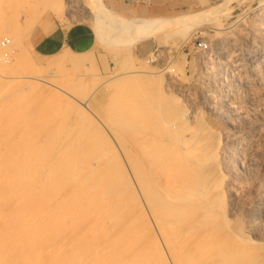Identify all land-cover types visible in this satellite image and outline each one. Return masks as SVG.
Wrapping results in <instances>:
<instances>
[{"label":"rangeland","instance_id":"1","mask_svg":"<svg viewBox=\"0 0 264 264\" xmlns=\"http://www.w3.org/2000/svg\"><path fill=\"white\" fill-rule=\"evenodd\" d=\"M99 1L129 20H151L144 37L137 28L117 38L122 27L114 31L108 18L100 25L92 0H0V42L11 39L2 48L14 51L0 59V161L17 162L22 188L12 197L14 180L0 187V264H264V70L246 83L236 65L264 46L261 0ZM141 4L157 8L136 10ZM80 24L95 31L90 51L35 50L34 32ZM182 125L185 134L200 130L207 153L221 140L193 172L169 156ZM228 138L232 150L254 140L252 166L249 155L237 165L235 150L226 153ZM190 181L203 194L181 201ZM196 202L211 204L214 216L172 212ZM212 226L226 239L223 253L196 238Z\"/></svg>","mask_w":264,"mask_h":264},{"label":"bare ground","instance_id":"2","mask_svg":"<svg viewBox=\"0 0 264 264\" xmlns=\"http://www.w3.org/2000/svg\"><path fill=\"white\" fill-rule=\"evenodd\" d=\"M232 0H226V4H228L229 5V3L231 2ZM92 2H93V7L96 9V10H102V12L104 13L103 15H98V18H99V24L101 25V22H104L105 21V19H109V21H112V23H114L113 25H111V29H113L114 31H117V32H119V30L121 29V28H119V27H122V33H115V34H117L116 36H117V38L118 37H123V36H127L128 34H130L131 33V31H133L134 29H137V28H141L139 31H140V34H141V38H143L144 36H143V34L145 33V32H147V30L149 29V22L151 21V20H149V19H145V18H140V19H134V18H132V20H129L128 18H126L125 16H123V15H121V14H119L118 12H116V11H114V10H112V9H109V8H107V7H104V5L99 1V0H92ZM219 6V5H218ZM74 7H75V4H74ZM76 8V7H75ZM225 9L226 10H228V6L226 5H224V6H221V7H217V8H214V9H211V10H208L207 12H205L208 16L209 15H214V14H219V13H222V12H224L225 11ZM224 10V11H223ZM256 11H258L259 10V16H258V18H257V21H258V24L261 26V28H264V0H261L260 1V4H259V6L255 9ZM99 14H101V13H99ZM204 14V12L203 13H201V15H203ZM216 15V16H217ZM244 16H242V18H243ZM138 18V17H137ZM164 18H166V17H163V18H160V17H158V18H155V22H158V21H160V19H161V21L163 22V23H166V25L168 24V21H169V19H165L164 20ZM152 19V18H151ZM252 19H253V17H252ZM158 20V21H157ZM164 20V21H163ZM172 20V19H171ZM244 20V19H243ZM197 21H199V20H197ZM152 22H153V20H152ZM158 23H160V22H158ZM157 23V24H158ZM192 23V22H191ZM232 24V23H231ZM246 24H247V22H246ZM171 27H173V26H171ZM230 27V26H229ZM102 28V27H101ZM100 28V30L102 31V33H104L105 31L103 30V29H101ZM225 29V27H222L221 29ZM168 29H170V28H168ZM167 29V30H168ZM219 29V28H218ZM246 29V28H245ZM215 31V30H214ZM113 33V34H114ZM151 33V32H150ZM154 32H152V34H153ZM240 33V32H239ZM112 34V35H113ZM139 34V33H138ZM154 34H156V33H154ZM227 34V33H226ZM15 36V35H14ZM152 36H154V35H152ZM226 36V35H225ZM230 36H231V34H230ZM133 37H134V34H133ZM140 37H139V39H140ZM146 37V36H145ZM233 37V36H232ZM235 37V36H234ZM136 38H137V36H136ZM136 38H133L134 40L136 39ZM255 38H257V37H255ZM139 39L137 40V41H139ZM220 39V38H219ZM244 39V38H243ZM4 40H5V38H4ZM263 40V39H262ZM244 41V40H243ZM13 41H11V39H9V43H7V45L6 46H3V39L1 40V42H0V47L2 48H9L10 46H11V43H12ZM214 42V41H213ZM254 44V43H253ZM13 45V44H12ZM230 45H232V44H230ZM250 45V44H249ZM223 47V45H219L218 46V48H222ZM0 48V49H1ZM2 48V50H1V52H0V59L3 61H7V60H9L10 59V56H11V54L14 52L12 49H9V50H11V52L9 53H7L4 49ZM11 48V47H10ZM229 48H230V46H229ZM19 49H21V48H19ZM234 49V48H233ZM236 49V48H235ZM237 49H238V47H237ZM222 51H224V50H222ZM238 51V50H237ZM233 52V51H232ZM16 53H18V52H16ZM226 54V53H225ZM232 54V53H231ZM17 56V55H16ZM232 56V55H231ZM221 57H223V55L221 56ZM228 57V56H227ZM224 58V57H223ZM221 59V58H220ZM237 61V62H236ZM236 65H239V66H242L243 68H242V74L244 73V72H246V75L245 76H247V78H245V81H246V83H247V80H249V78H251V77H249V76H252V75H254L255 77H256V79L258 80H262L263 78V76H262V72H263V70H264V46H258V44L257 45H253L250 49H248V51L245 53V54H239V56L237 57V59H236ZM232 62V61H231ZM233 62H234V60H233ZM217 63V62H216ZM225 63V62H224ZM218 64H219V62H218ZM232 64V63H231ZM226 65V64H225ZM246 65V66H245ZM3 66H4V64H3ZM238 67V66H237ZM5 68V67H4ZM229 71V70H228ZM249 73V74H248ZM227 74V73H226ZM232 74V73H231ZM241 74V75H242ZM229 75V74H228ZM212 76V75H211ZM227 76V75H226ZM236 76H237V74H236ZM208 77V76H207ZM221 77V76H220ZM32 78V77H31ZM210 78V77H209ZM208 78V79H209ZM228 78V77H227ZM232 78H233V76H232ZM236 78V77H235ZM238 78H241V77H238ZM39 79V78H38ZM234 79V78H233ZM217 80V79H216ZM226 80V79H225ZM229 80V79H228ZM232 80V79H231ZM237 81H238V79H236ZM210 81V80H209ZM222 81V80H221ZM233 82V81H232ZM244 83V82H243ZM257 83V82H256ZM223 84V83H222ZM244 85V84H243ZM259 85V84H258ZM216 86V85H215ZM227 86V85H226ZM256 86V85H255ZM228 87V86H227ZM261 87H263V86H261ZM219 88V87H218ZM222 88V87H221ZM229 88V87H228ZM242 88V87H241ZM252 88V87H251ZM258 88V87H257ZM224 89V88H223ZM226 89V88H225ZM230 89H232V88H229V90ZM236 89V88H235ZM247 89V88H246ZM258 89H260V88H258ZM211 90V89H210ZM216 90V89H215ZM214 90V91H215ZM222 90V89H221ZM264 90V89H263ZM209 91V90H208ZM241 91V90H240ZM248 91V90H247ZM261 91V90H260ZM259 91V92H260ZM217 92V91H216ZM231 92V91H230ZM229 92V93H230ZM254 92V91H253ZM228 93V92H227ZM245 93V92H244ZM216 94V93H215ZM219 95H220V93H218ZM207 94H205V96H206ZM244 95V94H243ZM210 96V93H209V95H208V97ZM224 96V95H223ZM222 96V97H223ZM240 96V95H239ZM24 97V96H23ZM216 97H218V95L216 96ZM254 97V96H253ZM256 97V96H255ZM203 98V97H202ZM205 98H207V97H205ZM210 99H212L211 97H210ZM239 99V98H238ZM243 99V98H242ZM255 99V98H254ZM209 100V99H208ZM218 100H219V98H218ZM220 100H221V98H220ZM219 100V101H220ZM225 100V99H224ZM226 100H228V99H226ZM250 100H252V99H250ZM205 101V100H204ZM214 99H213V103H214ZM217 101V100H216ZM234 101H235V99H234ZM86 102V101H85ZM208 102V101H207ZM218 102V101H217ZM217 102H216V104H217ZM226 102V101H225ZM237 102H239V101H237ZM236 102V103H237ZM251 102V101H250ZM234 103V102H233ZM240 103V102H239ZM83 104V103H82ZM86 104V103H85ZM209 104V103H208ZM210 104H211V102H210ZM215 104V103H214ZM221 104H223V102L222 103H220V105ZM243 104V103H242ZM241 104V105H242ZM218 105H219V103H218ZM230 105V104H229ZM86 106V105H85ZM212 106H214V105H212ZM224 106H227V105H225V103H224ZM223 106V107H224ZM235 107V106H234ZM213 108V107H212ZM220 108V107H219ZM7 109V108H6ZM222 109V108H221ZM226 109V108H225ZM231 109V108H230ZM8 110V109H7ZM217 110V109H216ZM215 111V110H214ZM218 111V110H217ZM223 111H224V108H223ZM222 111V112H223ZM219 112V111H218ZM217 112V113H218ZM186 113V112H185ZM184 113V114H185ZM92 115H94V114H92ZM222 115V114H221ZM182 116V115H181ZM248 118V117H247ZM246 118V119H247ZM100 119V118H99ZM195 120H197V119H195ZM98 121V120H97ZM195 122V121H194ZM247 123V122H246ZM167 128V127H166ZM247 128V127H246ZM186 128L185 127H183V125L181 126V127H177L176 128V131H175V134H174V144H171L169 147H170V153H169V156L171 157L170 159H171V161L172 160H174V161H176V163H178V166L180 167V168H184V169H186L187 170V172L188 171H195V168L196 167H194V165H199V164H202V163H204L206 160H208V158L210 157V154H211V151H212V149L213 150H216L217 148H219L220 147V145H221V140H220V138L215 142V144H213L212 145V147H211V150H210V153H207L208 152V150H207V148H208V145H206V143H205V141L203 140V138H202V136H201V133H200V130L199 129H197L196 127L195 128H188V132H189V134H185L184 132V130H185ZM234 130V129H233ZM56 131H57V129H56ZM187 131V130H186ZM62 132V131H61ZM140 132H141V130H140ZM142 132H144V131H142ZM256 132V131H255ZM221 133H222V131H221ZM223 133H225V132H223ZM167 134H169V133H167ZM231 134V133H230ZM245 135H243V137L242 138H246V136H249V131H248V133L246 132V133H244ZM170 135V134H169ZM225 135V134H224ZM116 136V135H115ZM171 136V135H170ZM231 136V135H230ZM242 136V135H241ZM227 137V136H226ZM117 138V137H116ZM158 138V137H157ZM223 138H225V136L223 137ZM229 138H233V137H229ZM226 139L225 140V144H224V146H225V150H226V153L227 154H230V155H232V151H234V150H232V148H233V145H232V139ZM238 138V137H237ZM237 138H236V140H237ZM159 139V138H158ZM241 139V138H240ZM65 140H66V138H65ZM257 140V139H256ZM255 140V141H256ZM119 141V140H118ZM264 141V140H263ZM155 142V141H154ZM257 142V141H256ZM261 142V141H260ZM259 142V143H260ZM153 143V142H152ZM239 143V142H238ZM262 143V142H261ZM242 145V144H241ZM142 146H144V145H142ZM147 146V145H146ZM145 146V147H146ZM264 147V146H263ZM129 148H130V146H129ZM239 149V148H238ZM235 150V152L233 153V160H235L237 163L240 161L241 162V156L243 155V154H247V155H249V158L247 159L248 161H247V165L248 166H252V164H254L253 163V161H254V159L255 158H253V156H252V154H254L255 152H257L259 149L257 148V146H256V144L254 143V140L252 139L251 141H250V144L249 145H245V146H243L242 148H240L239 150ZM119 150V149H118ZM132 150V149H131ZM143 150V149H142ZM134 152H135V150H134ZM223 153V152H222ZM221 153V154H222ZM45 154V153H44ZM141 154V153H140ZM263 154V153H262ZM13 155H15V154H13ZM18 155V154H17ZM123 155V154H122ZM21 156V155H20ZM23 156V155H22ZM26 156V155H25ZM224 156H226V155H224ZM28 157V156H27ZM163 157V156H162ZM231 157V156H230ZM125 158V157H124ZM212 159V158H211ZM7 160V159H6ZM125 160V159H124ZM99 161V160H98ZM224 161V160H223ZM226 161L228 162L229 161V158L228 159H226ZM243 161V160H242ZM9 162H11V163H9ZM8 163H6V162H4L3 160H1L0 161V187L1 186H3L4 184H6V182H11L12 183V181L14 180V190H12V191H10V194H11V196L12 197H15V196H19L18 195V193H22V188H19L18 187V182H19V180H17V179H15L16 177H17V173L16 172H13L14 170H15V167L17 166V162L16 161H9ZM96 162V161H95ZM142 162V161H141ZM215 162V161H214ZM234 161H232V163H233ZM259 162V161H258ZM5 165H4V164ZM92 163V162H91ZM144 163V162H143ZM56 164V163H55ZM54 164V165H55ZM97 163H95V165H96ZM231 164V163H230ZM240 164H242V163H240ZM9 166V168L12 170V172L11 173H13L12 175H10L9 176V170H5V166ZM38 165V164H37ZM117 165V164H116ZM145 165H147V164H145ZM233 165V164H232ZM237 165H239V163L237 164ZM246 165V164H245ZM243 166V167H245V168H247L246 166ZM259 165V164H258ZM148 166V165H147ZM146 166V167H147ZM39 167V166H38ZM94 167V166H93ZM201 167V166H200ZM242 167V168H243ZM230 169V168H229ZM231 169H232V167H231ZM239 169V168H238ZM225 170V169H224ZM246 170H248V168L246 169ZM250 170V169H249ZM238 171V170H237ZM134 172V171H133ZM180 172V171H179ZM186 172V171H185ZM239 172V171H238ZM197 174H198V172H197ZM207 174V173H206ZM233 174V173H232ZM235 175H236V172H235ZM238 175V174H237ZM196 176V178L197 179H200V177L198 176V175H195ZM127 177V176H126ZM151 177V176H150ZM208 178V177H207ZM205 179V178H204ZM124 180V179H123ZM132 180V179H131ZM224 180H225V178H224ZM36 181V180H35ZM120 181V180H119ZM128 181H129V178H128ZM83 182V181H82ZM28 183H30V181L29 180H27V185H29ZM154 183H156V182H154ZM16 184V185H15ZM42 184V183H41ZM9 185V184H8ZM7 185V187H9ZM26 185V186H27ZM21 186V185H20ZM137 186V185H136ZM13 187V186H12ZM28 188L29 189H31L30 188V185L28 186ZM183 188H185V189H183L184 191H183V193H182V196L180 195V196H178V195H176L177 197H179V199L181 200V201H188V200H192L195 196H197V198L198 197H201V195L203 194V188H204V186L202 187V186H200L199 185V183L195 186L194 185V183L193 182H191L190 181V183L189 182H185L184 183V187ZM207 188H210V184H207L206 183V186H205V189H207ZM1 189L2 190H4V187H1ZM26 189V188H25ZM158 189V188H157ZM215 189V188H214ZM231 189V188H230ZM126 190V189H125ZM128 190V189H127ZM61 192V191H60ZM119 192V191H118ZM136 192V191H135ZM0 193H1V191H0ZM137 194V193H136ZM168 194V193H167ZM32 197V196H31ZM154 197V196H153ZM156 197V196H155ZM211 197V196H210ZM173 198H175V197H173ZM176 199V198H175ZM203 199V198H202ZM143 200V199H142ZM194 200H196V199H194ZM223 200V199H222ZM19 201V200H18ZM25 201H31V198H29V199H26ZM36 201H38V200H35V202ZM198 201H201V199L200 200H198ZM26 204H31L30 202H26ZM159 204V203H158ZM198 203L196 202V203H193V204H189V205H185V204H180L179 206H178V208H176V209H172L173 211V214H176L177 215V213H180V214H184L185 212H192V213H195L196 211H200L201 213L202 212H204V215L203 216H214V214H213V211H212V206H211V204H205V203H202V202H200V204H198ZM213 204V203H212ZM258 204V203H257ZM28 205V206H29ZM89 205V204H88ZM201 205V206H200ZM31 206H33V204L31 205ZM33 208V207H32ZM221 209V208H220ZM260 209V208H259ZM216 211H218V210H216ZM224 212V211H223ZM261 212V211H260ZM116 213H118V212H116ZM115 213V214H116ZM199 213V212H198ZM165 214V213H164ZM247 214V213H246ZM166 215V214H165ZM168 215V214H167ZM151 216V215H150ZM251 216V215H250ZM262 216V215H261ZM225 218V217H224ZM110 219V218H109ZM194 219H195V217H194ZM152 220V219H151ZM161 220V219H160ZM261 220V219H260ZM152 222V221H151ZM154 222V221H153ZM208 222V221H207ZM228 223V222H227ZM221 224V223H220ZM223 226V225H222ZM156 227V226H155ZM193 227V226H192ZM157 229V228H156ZM229 229V228H228ZM217 229H216V226H212V227H209V228H207V229H204V230H198V232H197V234H196V238H199L200 240H202V239H204V241L206 242V243H214L218 248H220L219 249V251H220V253L222 252L223 253V251H224V247H225V245H226V239L224 238V237H220V236H218L217 235V231H216ZM187 231H190V230H187ZM186 231V232H187ZM228 231H230V230H228ZM235 234V233H234ZM160 237V236H159ZM231 237V236H230ZM237 237V236H236ZM251 237V236H250ZM161 239V238H160ZM240 239V238H239ZM241 240V239H240ZM252 240V239H251ZM246 242H248V241H246ZM250 242H252V241H250ZM164 244V243H163ZM164 247V246H163ZM75 250V249H74ZM264 250V249H263ZM256 251V250H255ZM167 253V252H166ZM245 253L246 252H240V254L239 255H242V257L245 255ZM75 254H76V252H75ZM33 258V257H32ZM169 260H170V258H169ZM220 260V259H219ZM55 261V260H54ZM52 262V261H51ZM97 264V263H96ZM171 264V263H170Z\"/></svg>","mask_w":264,"mask_h":264},{"label":"crops","instance_id":"3","mask_svg":"<svg viewBox=\"0 0 264 264\" xmlns=\"http://www.w3.org/2000/svg\"><path fill=\"white\" fill-rule=\"evenodd\" d=\"M154 7L141 4L136 10L145 9L154 12L157 8ZM33 45L35 50L44 56L56 55L64 50L74 53L88 52L95 45V31L85 24L68 28L58 26L49 32L38 30L33 34Z\"/></svg>","mask_w":264,"mask_h":264},{"label":"built area","instance_id":"4","mask_svg":"<svg viewBox=\"0 0 264 264\" xmlns=\"http://www.w3.org/2000/svg\"><path fill=\"white\" fill-rule=\"evenodd\" d=\"M128 3H134V2H138L136 0H125ZM7 43H9V38H5V40H3V46H6ZM199 45H203L202 43H199Z\"/></svg>","mask_w":264,"mask_h":264}]
</instances>
